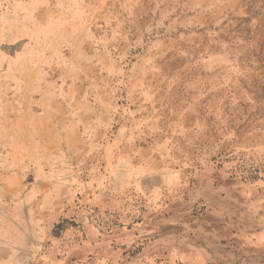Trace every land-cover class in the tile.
Instances as JSON below:
<instances>
[{"label": "rangeland", "instance_id": "obj_1", "mask_svg": "<svg viewBox=\"0 0 264 264\" xmlns=\"http://www.w3.org/2000/svg\"><path fill=\"white\" fill-rule=\"evenodd\" d=\"M0 264H264V0H0Z\"/></svg>", "mask_w": 264, "mask_h": 264}]
</instances>
